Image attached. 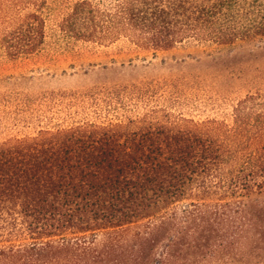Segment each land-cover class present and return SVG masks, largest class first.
<instances>
[{
  "label": "trees",
  "instance_id": "trees-1",
  "mask_svg": "<svg viewBox=\"0 0 264 264\" xmlns=\"http://www.w3.org/2000/svg\"><path fill=\"white\" fill-rule=\"evenodd\" d=\"M18 3L29 11L0 15L10 61L46 38V0ZM58 31L145 53L201 48L251 87L228 118L153 107L0 142V264H264V0H74Z\"/></svg>",
  "mask_w": 264,
  "mask_h": 264
},
{
  "label": "rangeland",
  "instance_id": "rangeland-1",
  "mask_svg": "<svg viewBox=\"0 0 264 264\" xmlns=\"http://www.w3.org/2000/svg\"><path fill=\"white\" fill-rule=\"evenodd\" d=\"M17 1L0 0V15L29 11L17 9ZM73 2L46 0V38L36 55L10 61L0 49V142L55 125L125 121L153 107L195 120L228 118L250 91L248 71L222 70L194 46L145 53L123 41L105 48L66 40L58 25Z\"/></svg>",
  "mask_w": 264,
  "mask_h": 264
}]
</instances>
